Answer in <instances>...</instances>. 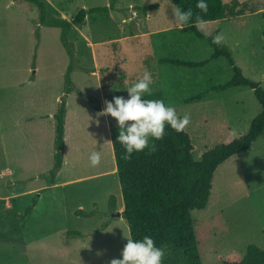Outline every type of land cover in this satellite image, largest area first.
Here are the masks:
<instances>
[{
    "label": "rangeland",
    "instance_id": "obj_1",
    "mask_svg": "<svg viewBox=\"0 0 264 264\" xmlns=\"http://www.w3.org/2000/svg\"><path fill=\"white\" fill-rule=\"evenodd\" d=\"M42 1L48 19L71 21L82 8L108 11L88 13L67 31L75 57L74 89L67 92L72 61L61 28L41 24L31 2L0 0V264H111L122 259L130 231L122 216H110L124 203L109 132L117 121L101 114L105 101L127 99L126 88L150 71L166 104L178 116L190 115L186 129L195 160L246 134L261 106L247 86L189 100L226 83L233 71L224 56L211 59L207 40L175 21L171 0ZM154 3L158 7L146 14L139 9ZM235 11L242 14L199 24L201 32L221 35L216 45L264 89V0H238ZM164 58L208 62L189 68L161 63ZM61 102L62 165L51 176ZM93 151L101 153L97 167L88 160ZM191 218L203 262L242 256L249 245L264 250V131L247 151L217 167L206 207L191 211Z\"/></svg>",
    "mask_w": 264,
    "mask_h": 264
},
{
    "label": "trees",
    "instance_id": "obj_2",
    "mask_svg": "<svg viewBox=\"0 0 264 264\" xmlns=\"http://www.w3.org/2000/svg\"><path fill=\"white\" fill-rule=\"evenodd\" d=\"M35 4L39 10V22L44 25L61 28V41L70 55L71 63L65 74L67 92L74 89L70 72L74 69V52L67 40V31L72 25L81 26L88 13L107 12L108 7H92L80 9L71 21L61 18H46L45 4L42 0H26ZM182 10H191L193 15L187 25L199 38L207 40L213 48L211 59L224 56L231 65L233 76L223 84L213 85L196 94L189 100H200L209 92H221L235 86H247L253 90L255 98L261 106L260 112L250 122L248 131L226 143L219 144L204 152L199 160L193 158L195 146L185 128L182 132L166 126L162 140L154 141L155 151L145 149L134 153L132 158L124 159V149L117 142L119 129L117 123L109 124V132L113 147L116 172L123 197L124 209L121 216L126 220L131 239H142L151 236L158 247L165 249L163 264H264V250L249 245L246 253L239 256L235 253L219 257L216 261L206 263L201 260L198 248V235L191 218V211L206 207L212 189L213 174L217 167L228 158L247 151L264 131V89L257 83L246 78L227 48H220L213 43V31L210 35L203 34L200 25L220 19L240 15L235 11L238 0H206L208 10L202 12L196 7L197 0H171ZM157 3L139 7L143 13L156 9ZM161 63L175 64L189 68L205 65L207 61L188 62L164 58ZM84 70V69H83ZM152 95L145 99L164 100L163 91L152 86ZM91 102L93 100L89 98ZM65 104L60 103L56 118L55 162L50 175L62 165L61 151L64 144ZM37 204L34 199L25 211L30 214ZM116 204L115 197L110 198V205ZM79 234V233H77Z\"/></svg>",
    "mask_w": 264,
    "mask_h": 264
},
{
    "label": "clouds",
    "instance_id": "obj_3",
    "mask_svg": "<svg viewBox=\"0 0 264 264\" xmlns=\"http://www.w3.org/2000/svg\"><path fill=\"white\" fill-rule=\"evenodd\" d=\"M196 7L206 13V0H197ZM191 10L176 8L175 21L187 25L192 18ZM223 40L221 35L213 37V43L219 44ZM154 80L148 70L143 72L130 87L126 88L128 98L114 97L113 101H105L106 107L101 114L115 118L119 129L117 142L124 149V159H131L134 153L148 149L155 151L154 141L162 140L166 126L176 132H182L190 124V115L185 113L178 116L175 106L166 104L162 99H145L152 95ZM90 166L101 164V153L93 151L88 157ZM122 259H113L111 264H163L165 249L158 247L151 236L142 239H127L121 252Z\"/></svg>",
    "mask_w": 264,
    "mask_h": 264
},
{
    "label": "water",
    "instance_id": "obj_4",
    "mask_svg": "<svg viewBox=\"0 0 264 264\" xmlns=\"http://www.w3.org/2000/svg\"><path fill=\"white\" fill-rule=\"evenodd\" d=\"M110 216H111L112 218L120 217V216H121V212H119V211H117V212H113Z\"/></svg>",
    "mask_w": 264,
    "mask_h": 264
},
{
    "label": "crops",
    "instance_id": "obj_5",
    "mask_svg": "<svg viewBox=\"0 0 264 264\" xmlns=\"http://www.w3.org/2000/svg\"><path fill=\"white\" fill-rule=\"evenodd\" d=\"M101 93H102V90H101ZM123 209H124V208L121 207V212H122Z\"/></svg>",
    "mask_w": 264,
    "mask_h": 264
}]
</instances>
